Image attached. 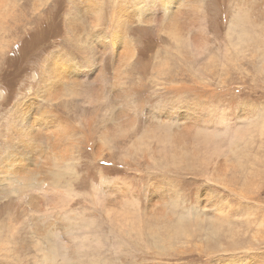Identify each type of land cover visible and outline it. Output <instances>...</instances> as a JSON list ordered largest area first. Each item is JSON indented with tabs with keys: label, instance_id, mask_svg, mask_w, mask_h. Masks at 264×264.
Listing matches in <instances>:
<instances>
[{
	"label": "rangeland",
	"instance_id": "rangeland-1",
	"mask_svg": "<svg viewBox=\"0 0 264 264\" xmlns=\"http://www.w3.org/2000/svg\"><path fill=\"white\" fill-rule=\"evenodd\" d=\"M175 2L0 0V264H264V2Z\"/></svg>",
	"mask_w": 264,
	"mask_h": 264
},
{
	"label": "bare ground",
	"instance_id": "bare-ground-1",
	"mask_svg": "<svg viewBox=\"0 0 264 264\" xmlns=\"http://www.w3.org/2000/svg\"><path fill=\"white\" fill-rule=\"evenodd\" d=\"M167 1H169V5L171 6V5H176L175 3V0H167ZM242 1H244V0H242ZM258 1H260L262 4H263V2H264V0H258ZM241 2V1H240ZM163 7L165 6V4H163L162 5ZM249 9V8H248ZM250 11V10H249ZM253 11V10H252ZM251 11V12H252ZM264 11V10H263ZM165 12H167L166 13V15H165V18H167L168 19V24L169 25H172V24H174L175 23V21L177 20V17L178 16H181L182 14L179 12V8H176L175 10H166ZM91 13H93V12H90L89 13V19L90 20H92V25L93 24H96L95 26H97V18H98V14L97 13H94V14H91ZM98 37V35L97 36H95V38H97ZM113 45H115L114 43H112ZM86 45L90 48V50H92L94 47H96L97 48V44L94 42V39H92L91 40V44L89 43V42H86ZM96 48H95V50H96ZM94 50V51H95ZM76 70V69H75ZM95 73V72H94ZM92 75H93V73H92ZM95 76V75H94ZM92 77V78H94V80H96V77ZM98 76V75H97ZM77 72H76V74H74L73 72H70L69 74H67L66 76H64V78H65V83H66V85H71V87H73L74 89H76L79 85H80V82L77 80ZM98 78V77H97ZM62 85H64L63 83H61ZM60 85V84H59ZM65 85V86H66ZM58 88H61L62 89V87H58ZM72 88V89H73ZM66 90L68 89V87H66L65 88ZM29 179V178H28ZM32 179V178H31ZM31 181V180H30ZM28 182V181H27ZM30 183V182H29ZM26 184V183H25ZM23 185V184H22ZM26 185H28V184H26ZM23 187V186H22ZM20 188V187H19Z\"/></svg>",
	"mask_w": 264,
	"mask_h": 264
}]
</instances>
